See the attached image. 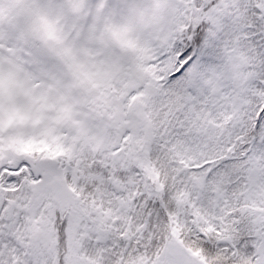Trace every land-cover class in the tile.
<instances>
[{"label":"snow or ice","instance_id":"6c2138e0","mask_svg":"<svg viewBox=\"0 0 264 264\" xmlns=\"http://www.w3.org/2000/svg\"><path fill=\"white\" fill-rule=\"evenodd\" d=\"M0 264H264V0H0Z\"/></svg>","mask_w":264,"mask_h":264}]
</instances>
